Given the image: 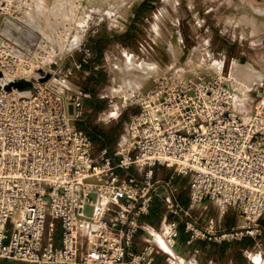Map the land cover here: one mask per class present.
Returning a JSON list of instances; mask_svg holds the SVG:
<instances>
[{
	"label": "built area",
	"instance_id": "1",
	"mask_svg": "<svg viewBox=\"0 0 264 264\" xmlns=\"http://www.w3.org/2000/svg\"><path fill=\"white\" fill-rule=\"evenodd\" d=\"M133 1L121 0L128 7ZM36 2L0 0V262L161 264L156 255L175 246L182 225L188 243L252 239L241 253L264 264L263 100L249 111L236 108L229 77L201 57L134 93L137 109L114 151L96 147L77 126L85 94L66 92L53 65L34 68L4 36L3 24L24 20ZM77 49L80 68L92 50L86 42ZM201 52L208 57V45ZM157 166L170 175L154 178ZM179 177L189 179L185 204ZM155 198L164 217L148 230L144 218ZM210 207L218 215L232 211L235 224L219 229L194 217Z\"/></svg>",
	"mask_w": 264,
	"mask_h": 264
},
{
	"label": "rangeland",
	"instance_id": "2",
	"mask_svg": "<svg viewBox=\"0 0 264 264\" xmlns=\"http://www.w3.org/2000/svg\"><path fill=\"white\" fill-rule=\"evenodd\" d=\"M151 2L154 3L143 6L139 0H134L128 7L121 0L92 3L37 0L24 20L3 24L4 36L27 54L34 68L53 65L55 78L67 85L66 92L78 89L85 94L83 113L77 122L84 131H94L98 136L106 132L113 136V151L125 133L130 115L137 109L132 95L149 89L152 78L170 67L190 70L202 57L215 62L214 65L221 67L232 79L233 71L239 65L257 76L259 74L260 78L246 84L247 99L245 102L234 100L236 108L249 111L261 100L264 102V0ZM135 7H139L140 15L150 17L130 29L127 28L129 14ZM96 27L99 30L91 34ZM100 38L103 40L102 51L99 54L92 51L93 61L78 68L82 57L78 44L86 42L91 49L93 41ZM206 43L208 57L201 52ZM243 50L246 59L239 60ZM181 54L186 56L184 62L179 60ZM142 65L145 71L140 67ZM93 103L96 109L90 107ZM110 108L116 110V114L102 117ZM93 142L99 147L97 141ZM156 168L161 172L156 174ZM131 173L138 175L139 172L132 169ZM152 175L156 179H165L170 170L157 166ZM188 180L187 177L176 178L179 196H188ZM152 207L154 216L159 213L155 219L159 222L164 204L155 198ZM56 233H59L58 226ZM178 264L192 263L189 259H180ZM234 264L254 263L241 253Z\"/></svg>",
	"mask_w": 264,
	"mask_h": 264
},
{
	"label": "crops",
	"instance_id": "3",
	"mask_svg": "<svg viewBox=\"0 0 264 264\" xmlns=\"http://www.w3.org/2000/svg\"><path fill=\"white\" fill-rule=\"evenodd\" d=\"M139 2H140L139 4L143 6L148 5L149 3H154L151 2V0H139ZM138 8L139 7H135L134 11L131 14H129L130 25L127 28L133 27V25L138 23L139 21L140 22L147 21L148 19L147 16L150 17V15L148 14L140 15L137 11ZM155 24L158 23L156 22ZM193 31H195V28H193ZM204 45H207V43ZM196 48H198L199 50V46H197ZM93 59L94 56L92 55L90 62L93 61ZM243 59H246L245 50L241 51V58L239 60H243ZM84 66H88V65H84ZM159 75L160 74H158L155 77H158ZM154 79L155 78H152V83ZM155 171L156 174L161 172L159 168H156ZM179 199L183 204H185L187 203L188 197L179 196ZM154 212L155 209L151 207L149 215H147L144 218V224L145 227L148 228V230L150 228H158L164 217V213L160 214L161 218L160 219L158 218L159 222H157L155 221V219L157 218L159 213H156L157 216H154ZM194 217L202 220H213L215 222L216 227L219 229L229 228L233 226L236 222L235 215L232 211H229L222 215H218L215 207H210L207 210H203V211L198 210L196 211V213H194ZM261 226L264 229V217L261 219ZM154 237L157 240L159 239L157 235H154ZM187 239H188V234L184 231L183 226L180 225L175 246L169 250L163 249V251L162 250L159 251V253L156 255L157 262H160L161 264H178L180 262V259L183 261H185V259H189L192 264H220L218 261H224L225 264H234L237 256L241 254V249L244 247H251L253 245V240L248 238L239 242L221 243V244H216L213 242H207L203 240H195L191 243H188ZM138 246H140V244H138Z\"/></svg>",
	"mask_w": 264,
	"mask_h": 264
},
{
	"label": "bare ground",
	"instance_id": "4",
	"mask_svg": "<svg viewBox=\"0 0 264 264\" xmlns=\"http://www.w3.org/2000/svg\"><path fill=\"white\" fill-rule=\"evenodd\" d=\"M148 66H149V64H148ZM140 67L142 69H144V71H145V66L142 65ZM149 68H147V69H149ZM259 76H260L259 74L257 76L256 73L253 74V73L247 71V69L242 68L241 66L237 65L236 69H234V71H233L232 79L229 78V80H230V90H231V93L233 94V100H238V101H241V102H245V100L247 99V97H246V94H247L246 93L247 92L246 84L250 83L251 81H254L255 78H257ZM115 106H114V108H115ZM115 111H114V109L110 108L107 112L102 114V117L115 115L116 114ZM252 259L254 261H256V262H258L260 260L257 255H253Z\"/></svg>",
	"mask_w": 264,
	"mask_h": 264
},
{
	"label": "trees",
	"instance_id": "5",
	"mask_svg": "<svg viewBox=\"0 0 264 264\" xmlns=\"http://www.w3.org/2000/svg\"><path fill=\"white\" fill-rule=\"evenodd\" d=\"M134 25H133V27H134ZM133 27H131L130 29H133ZM102 42H103L102 38L96 39L95 41H93V44L91 45V49L95 54H99L102 51V46H101ZM93 78H91V79L94 80ZM90 106L94 109L97 108L94 103L91 104ZM77 126L80 128L82 125H80V123L77 122ZM85 132L91 137L92 140H95L98 142L99 147H106L110 153L113 151L111 148V146H112L111 141L114 140L113 136H109L106 132H103L101 136H98L96 132L90 131L88 129H85ZM9 264H12V263H9Z\"/></svg>",
	"mask_w": 264,
	"mask_h": 264
},
{
	"label": "water",
	"instance_id": "6",
	"mask_svg": "<svg viewBox=\"0 0 264 264\" xmlns=\"http://www.w3.org/2000/svg\"><path fill=\"white\" fill-rule=\"evenodd\" d=\"M0 264H9V263H6V262H0Z\"/></svg>",
	"mask_w": 264,
	"mask_h": 264
}]
</instances>
